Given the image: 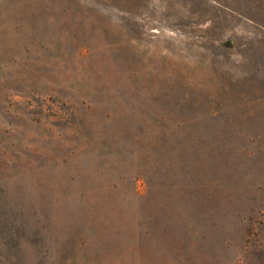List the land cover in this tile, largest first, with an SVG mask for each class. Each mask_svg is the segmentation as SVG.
I'll use <instances>...</instances> for the list:
<instances>
[{
    "label": "rangeland",
    "instance_id": "obj_1",
    "mask_svg": "<svg viewBox=\"0 0 264 264\" xmlns=\"http://www.w3.org/2000/svg\"><path fill=\"white\" fill-rule=\"evenodd\" d=\"M0 264H264V0H0Z\"/></svg>",
    "mask_w": 264,
    "mask_h": 264
}]
</instances>
